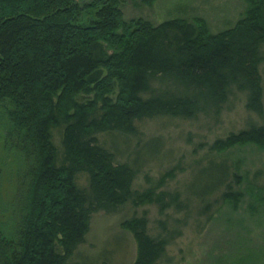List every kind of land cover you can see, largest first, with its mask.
<instances>
[{"label":"trees","instance_id":"1","mask_svg":"<svg viewBox=\"0 0 264 264\" xmlns=\"http://www.w3.org/2000/svg\"><path fill=\"white\" fill-rule=\"evenodd\" d=\"M119 1L0 0V106H11V143L23 159L13 237L0 232V264H77L71 257L91 216L128 204L157 209L154 220L143 210L119 224L135 242L131 264H171L169 248L188 223L199 234L221 206L237 208L243 197L238 166L224 157L193 165L182 191L163 189L177 166L140 190L139 157L118 161L122 151L99 136L139 140L137 124L154 118L216 123L232 98L262 118L264 0H246L244 17L215 34L200 19L126 21ZM84 14L89 21L81 22ZM153 141L146 154L157 151ZM247 144L264 151L256 120L197 150L220 154Z\"/></svg>","mask_w":264,"mask_h":264},{"label":"rangeland","instance_id":"2","mask_svg":"<svg viewBox=\"0 0 264 264\" xmlns=\"http://www.w3.org/2000/svg\"><path fill=\"white\" fill-rule=\"evenodd\" d=\"M88 1L81 0L82 3ZM118 7L126 21L142 19L158 25L175 18L187 22L200 19L208 34H215L243 18L249 5L246 0H120ZM89 19L88 14L80 17L81 22ZM260 75L264 105V66L260 67ZM91 97L80 96L78 100ZM231 102L230 110L223 111L216 123L202 117L193 121L163 117L138 123L139 140L133 138L125 143L114 135L99 136L100 142L109 149L122 151L117 155L118 161L139 157V172L134 187L140 190L174 166L179 169L174 171V177L166 180L163 189L182 191L183 186L192 181V166L211 157H224L238 166L242 177L238 188L243 197L237 208L224 204L196 235L192 231V223H188L182 237L169 248L171 264H264V151L254 144L235 147L220 154L197 150L199 143L211 142L230 131L241 129L247 120H256L264 125V113L262 118H258L247 113L243 103L236 98H232ZM9 108L11 106L7 103L0 106V232L6 238L13 237L16 174L23 161L12 147L11 126L6 117ZM152 139L157 151L152 148L155 154H146L144 145ZM137 145L140 147L137 148ZM85 181V177L78 178L82 186ZM143 210L150 221L157 218V209L152 205L133 208L128 204L113 213H94L85 240L77 247L71 261L77 264H98L101 261L131 264L136 253L135 242L119 224Z\"/></svg>","mask_w":264,"mask_h":264}]
</instances>
